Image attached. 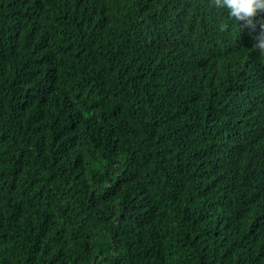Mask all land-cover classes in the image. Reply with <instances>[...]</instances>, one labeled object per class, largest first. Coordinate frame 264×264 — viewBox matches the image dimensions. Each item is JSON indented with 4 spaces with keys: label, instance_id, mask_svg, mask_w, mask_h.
<instances>
[{
    "label": "trees",
    "instance_id": "1",
    "mask_svg": "<svg viewBox=\"0 0 264 264\" xmlns=\"http://www.w3.org/2000/svg\"><path fill=\"white\" fill-rule=\"evenodd\" d=\"M212 0H0V264H264V51Z\"/></svg>",
    "mask_w": 264,
    "mask_h": 264
},
{
    "label": "clouds",
    "instance_id": "2",
    "mask_svg": "<svg viewBox=\"0 0 264 264\" xmlns=\"http://www.w3.org/2000/svg\"><path fill=\"white\" fill-rule=\"evenodd\" d=\"M212 7L224 10L242 28L255 32V47L264 51V0H212Z\"/></svg>",
    "mask_w": 264,
    "mask_h": 264
}]
</instances>
